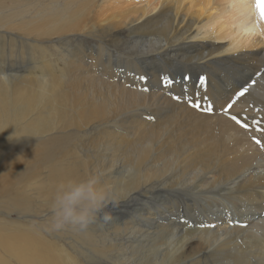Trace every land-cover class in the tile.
Segmentation results:
<instances>
[{
  "label": "bare ground",
  "instance_id": "obj_1",
  "mask_svg": "<svg viewBox=\"0 0 264 264\" xmlns=\"http://www.w3.org/2000/svg\"><path fill=\"white\" fill-rule=\"evenodd\" d=\"M255 4L76 0L49 21L2 33L14 39H1L0 58L15 38L49 44L100 39L129 58L124 57L133 71L122 79L146 71L153 78L149 87L160 82L157 69L176 63L187 75L227 76L222 91L213 83L198 90L201 107L213 105L209 114L190 107L177 86L160 84L143 94L114 77L95 76L94 62L81 58L71 60L68 70L46 60L30 62L35 73L24 77L1 68L8 83L0 80V248L8 257L1 256L0 264H264V147L254 140L264 145L255 123L264 129V20ZM89 178L105 198L96 222L85 231L53 228L50 205L57 185ZM162 197H183L189 209L196 206L193 215L176 220L169 210H146ZM132 207L141 215L121 217L122 208ZM16 241L29 242L35 252L14 248Z\"/></svg>",
  "mask_w": 264,
  "mask_h": 264
},
{
  "label": "rangeland",
  "instance_id": "obj_2",
  "mask_svg": "<svg viewBox=\"0 0 264 264\" xmlns=\"http://www.w3.org/2000/svg\"><path fill=\"white\" fill-rule=\"evenodd\" d=\"M18 1V2H17ZM14 2V3H13ZM16 2V3H15ZM76 0H37V2H34L33 0L31 2H28V3H21L19 2V0H0V42L3 40L4 43L7 42V44L11 41V39H14L13 37H11L10 35H7V34H2V33H5L6 30H9L10 32L11 31H19L25 27H32L34 26L36 23L40 22V21H49L51 19H53L54 15L57 14L58 12H60L61 10L65 9L66 6L69 4V3H75ZM13 3V4H12ZM32 4H38L36 6H33ZM21 5H24L23 7ZM38 13H41L43 16L41 18H37V14ZM6 36V37H4ZM82 37V38H81ZM56 40L58 37H54ZM84 38V39H83ZM2 39V40H1ZM15 39H18L19 41H16L13 43V48L10 50V47H7L9 50H5V54L3 57H1L0 59V69L2 68V71L3 72H6V73H12L16 76H27L29 75L30 73L31 74H34L35 73V70H36V67L41 65L42 63H46V62H52L54 64V67L55 68H58V69H61V68H64V69H73V65L72 63H69L71 60H77L78 58H81L85 63L87 64H91V62L93 61L94 62V68L93 70L90 69V72H92V74H94L95 76L97 75V77L101 76L102 78H105V77H110L111 79H116L117 81H122V82H125L126 84H128L129 86L131 85V87L133 86L134 88H136L137 91H142L143 88L145 87H149L148 84H147V80L151 81L153 80L152 76H150L146 71H142L140 73V76H131L132 78H129L128 75H126L128 78L127 80H124L122 79L121 77L126 73L129 72V70L133 71L131 68H130V65H129V61H126V59H129L127 58L126 56H124L123 54H119V53H122L119 52L118 54L115 52L116 48L112 47L111 44H108L105 43L103 45L102 41H96L95 38H91V37H88V36H79V37H72V38H68L66 40H63V41H59L56 43L53 42V43H36L32 40H23V39H19V38H15ZM95 39V40H94ZM6 40V42H5ZM22 41V43H21ZM77 41V42H76ZM81 41V43H80ZM89 41V42H88ZM63 42V43H62ZM67 43V44H65ZM68 43H71V44H68ZM87 43V44H86ZM92 43V44H91ZM94 43V44H93ZM49 44V45H48ZM59 44V46H58ZM84 44V45H83ZM15 45V46H14ZM54 45V46H53ZM67 45V46H66ZM83 45V46H82ZM93 45V46H92ZM19 47L18 49L20 51H18L17 47ZM24 46V47H23ZM44 46V47H43ZM59 48H58V47ZM111 46V47H110ZM28 47V48H27ZM67 47H70L67 48ZM89 47V48H88ZM101 47V48H99ZM16 48V49H15ZM36 48V49H35ZM57 48V49H54ZM63 48V50H62ZM93 48V49H92ZM100 50H99V49ZM105 48V49H103ZM110 48V49H108ZM50 49V50H49ZM65 49L67 51H65ZM69 49V50H68ZM74 49V50H73ZM84 49V50H83ZM86 49V50H85ZM25 50V51H23ZM37 50H38V53H37ZM61 50V51H60ZM103 50V51H101ZM108 50V51H107ZM16 54H18L17 56L14 55L16 52ZM27 51H29L28 53H32L31 51H33V55H35V53H37L35 56L37 57L34 58V56H32V54H27ZM36 51V52H35ZM57 51V53H56ZM63 51V52H62ZM78 51V52H77ZM94 51V52H93ZM101 51V52H100ZM9 52V53H8ZM11 52H13V56L14 59L10 54ZM20 52V53H18ZM23 52V53H22ZM65 52V53H64ZM100 52V55H98ZM107 52V53H106ZM109 52V53H108ZM113 52V54H111ZM26 53V55L23 56V54ZM40 53V54H39ZM95 53V54H94ZM106 55H105V54ZM39 54V56H38ZM53 54V55H52ZM61 54V55H59ZM66 54V55H65ZM70 54V55H69ZM111 54V55H109ZM116 54V55H115ZM3 54H1L0 56H2ZM5 55H6V58L8 57L9 59L6 60L5 58ZM29 55V56H28ZM55 55V56H54ZM58 55V56H57ZM63 55V56H62ZM109 55V56H108ZM113 55V56H112ZM16 56V57H15ZM28 56V57H26ZM42 56V58H41ZM43 56L46 58L44 59ZM61 56V57H59ZM97 56V57H96ZM100 56V57H99ZM118 56V57H117ZM12 57V58H11ZM22 57V59H21ZM31 57V59L29 58ZM39 57L41 59H39ZM68 57V58H67ZM104 57V58H103ZM106 57V58H105ZM126 59H125V58ZM5 58V59H4ZM18 58V59H17ZM28 58V59H27ZM49 58V59H48ZM61 58V60H60ZM75 58V59H74ZM84 58V59H83ZM115 58V59H114ZM30 59V61H29ZM32 59L34 61H32ZM48 59V60H47ZM67 61H66V60ZM92 59V60H91ZM96 59V60H95ZM124 59V61H123ZM20 60V61H19ZM29 62H28V61ZM43 61L41 62L40 64V61L37 62V61ZM46 60V62H45ZM109 60V61H108ZM130 60H132L130 58ZM3 61V62H2ZM11 61V62H10ZM17 61V62H15ZM27 61V63H26ZM36 61V62H35ZM107 61H108V64H107ZM121 61V62H120ZM6 65H4L5 63ZM20 62V63H19ZM30 62L32 64H35L37 65L35 68L33 66H31L32 64H30ZM35 62V63H34ZM66 62V63H65ZM104 62V63H103ZM127 62V63H126ZM4 63V64H3ZM13 63V64H12ZM16 63H18L16 65ZM23 63V64H22ZM29 63V65H28ZM74 63V62H73ZM15 64V65H14ZM20 64V65H19ZM25 64V65H24ZM39 64V65H38ZM67 64V65H66ZM98 64V65H97ZM105 64V65H104ZM128 64V65H127ZM178 64V65H177ZM13 65H14V69L13 68ZM25 69H23V66ZM59 65V67H58ZM62 65V66H61ZM72 65V66H71ZM12 66V67H10ZM16 66V67H15ZM21 68H20V67ZM66 66V67H64ZM101 66V67H100ZM109 66V67H107ZM129 66V67H128ZM98 67V68H97ZM129 69H128V68ZM174 67V68H173ZM20 68V70L18 69ZM31 71H30V69ZM35 69L34 72L32 69ZM158 68V67H157ZM6 71H5V70ZM12 72H10L11 70ZM24 71H22V70ZM98 72H97V70ZM104 69V70H103ZM118 69V70H117ZM147 71L149 72H152V73H156L157 72L154 70V71H151V67H148V68H145ZM162 69V71H160ZM174 69V70H173ZM30 72H29V71ZM84 70H89V68H85ZM103 70V71H102ZM173 72H172V71ZM126 71V72H125ZM141 71V70H140ZM158 73L161 74V75H158L159 77V81L161 82H156V83H151L152 86L149 87V91L148 92H143V94H150L151 92L155 91L157 88H155L156 86L159 87L160 84L161 87H164L163 85V77L164 76H167L169 77V79H171L173 81V83L171 85L173 86H177L179 87V91L178 89H175L177 90V92H179V94L182 96V98H186L188 96H191V97H195V95L197 96V93H198V90L201 88L199 86V78L200 77H205L207 78L206 79V87H211V83L214 84V87H218L220 90H221V86H225V83H223L224 81H222V78H224V76H227V73H218V75L216 76V74H213V73H207V72H204V71H195L194 74L192 75H187L186 73L184 74V70L183 68L181 67V65H179V63H176L174 66L171 67V69H163V68H159L157 69ZM160 71V72H159ZM170 71V72H169ZM20 72V74H19ZM24 74H23V73ZM26 72V73H25ZM104 72V73H103ZM168 72V73H167ZM203 72V73H202ZM29 73V74H28ZM200 73V74H199ZM27 74V75H26ZM106 74V75H104ZM133 74V73H132ZM169 74V75H168ZM199 74V75H198ZM211 74V75H210ZM177 75V76H176ZM205 75V76H204ZM221 75H223L221 77ZM35 77H37L36 75H34ZM141 76H144L146 77L145 80H141L139 79V77ZM212 76V77H211ZM114 77V78H113ZM135 77V78H134ZM150 77V78H149ZM185 77H189V79L185 80ZM138 79V80H137ZM130 80V81H129ZM128 81V82H127ZM220 81V82H219ZM140 82V84H139ZM182 82V83H181ZM190 82V83H189ZM143 83V84H142ZM145 83V84H144ZM178 83H181L180 85H177ZM228 83V81H227ZM226 83V84H227ZM135 84V85H134ZM142 84V85H141ZM221 84V85H220ZM141 85V86H140ZM191 85V86H190ZM195 85V86H194ZM139 86V88H138ZM183 86V87H182ZM188 86V87H187ZM152 88V89H151ZM154 89V90H153ZM190 89V90H189ZM197 89V90H195ZM173 89H171L170 91L173 92L175 91ZM181 90V91H180ZM186 90V91H185ZM193 90V91H192ZM192 91V92H191ZM222 91V90H221ZM197 92V93H196ZM75 162H71V164L74 166L75 170L77 169V167L73 164ZM76 164V163H75ZM201 200H208L210 201V199H202V197H200ZM167 199V200H166ZM180 199V200H179ZM183 199V200H182ZM162 200V201H161ZM160 201H151L149 202V204L146 205V210L152 213H154L155 215L157 214H160V213H166L168 210V214L170 213H173V215L176 217L175 219L177 220L179 218V220H187L190 216L193 215V212L196 208V206L194 207V209L192 208H188L185 204H186V199H184L183 197H177L176 199H170V198H163L161 199ZM200 200V201H201ZM164 201V202H163ZM173 201V202H172ZM159 202H162L161 204ZM178 202V203H177ZM181 202V203H180ZM198 202V201H197ZM166 203V206L165 204ZM177 203V204H176ZM183 203V205H182ZM160 204V206H159ZM170 204V205H168ZM173 204V205H172ZM198 204V203H197ZM150 205V206H149ZM155 205V206H154ZM175 205V206H174ZM182 205V207H181ZM185 206V207H184ZM159 209H158V208ZM177 207V208H176ZM184 207V208H183ZM163 208V209H162ZM179 208V209H178ZM186 208V209H185ZM3 209V206L1 207L0 206V210ZM125 209V210H124ZM130 210H128V208H122V212L123 214H121V217L125 216L128 217V216H132L135 212L134 215H141V213H137V209L134 210L133 207L132 208H129ZM157 209V210H156ZM172 209V210H171ZM177 209V210H176ZM124 210V211H123ZM171 210V211H170ZM183 210V211H182ZM125 213V214H124ZM182 215H181V214ZM186 213V214H185ZM188 213V214H187ZM190 214V215H189ZM128 215V216H127ZM182 216V217H180ZM184 216V217H183ZM186 217V218H185ZM0 219H3V217L0 215ZM13 246L14 248H22L24 250H29L30 253H33L35 252L33 250V248L31 247V244L27 241H16V242H13ZM3 256V257H8V255L3 251L1 250L0 248V257ZM61 258L65 259V257L62 255ZM47 264H51V263H48Z\"/></svg>",
  "mask_w": 264,
  "mask_h": 264
},
{
  "label": "clouds",
  "instance_id": "obj_3",
  "mask_svg": "<svg viewBox=\"0 0 264 264\" xmlns=\"http://www.w3.org/2000/svg\"><path fill=\"white\" fill-rule=\"evenodd\" d=\"M0 80L7 84V75L0 77ZM14 135L8 139L11 141ZM95 183L92 178L80 181L67 179L57 185L50 205L53 228L68 226L85 231L96 222L98 214L103 210L105 198L98 194ZM102 219L108 221L110 215L105 213Z\"/></svg>",
  "mask_w": 264,
  "mask_h": 264
},
{
  "label": "snow or ice",
  "instance_id": "obj_4",
  "mask_svg": "<svg viewBox=\"0 0 264 264\" xmlns=\"http://www.w3.org/2000/svg\"><path fill=\"white\" fill-rule=\"evenodd\" d=\"M255 6H256V9H257V11L259 13L260 19L264 20V0H256ZM139 79L145 80L146 77L141 76V77H139ZM187 79H189V78L185 77V80H187ZM172 83H173V81L171 79H169V77H167V76L163 77V85H164L165 88L170 87ZM199 86L201 88H206V78L205 77H200L199 78ZM142 91L148 92L149 89L147 87H145V88L142 89ZM247 91H248V89L244 88L243 91L238 92L237 93V99H239L241 96H243ZM172 98L176 99V100H180L181 99V97H179V96H173ZM186 98H187L188 105L190 107L196 109L197 111H204V112H207L209 114L212 113L213 105L211 103H208L206 107H203V108L201 107L199 92L197 93V96H196L195 100H193V98L191 96H188ZM204 99L206 100L207 97H204ZM233 103H235V101H233L232 103L227 104V108H231ZM231 119L236 121L237 124H240V126L242 128H244L246 131L249 130L248 125L246 123H241L235 116H232ZM255 123L257 124V130L261 131V132H264V129L259 128V123L260 122L256 121ZM254 140H255L256 144L261 145V147H264V145L261 144V140L260 139L254 138Z\"/></svg>",
  "mask_w": 264,
  "mask_h": 264
}]
</instances>
